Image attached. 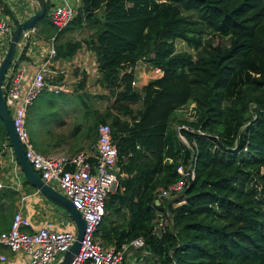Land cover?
Returning <instances> with one entry per match:
<instances>
[{
  "label": "trees",
  "instance_id": "16d2710c",
  "mask_svg": "<svg viewBox=\"0 0 264 264\" xmlns=\"http://www.w3.org/2000/svg\"><path fill=\"white\" fill-rule=\"evenodd\" d=\"M44 2L34 27L49 38L56 29L48 18L52 3ZM0 7L13 16L5 0ZM86 28L92 30L81 39L61 38ZM177 39L189 49L178 50ZM54 45L60 59L90 50L97 82L115 95L87 93L88 75L77 68L76 91L56 93L80 110L71 148L95 142L102 123L117 148L118 187L108 193L95 236L116 247L142 237L152 264H264V0H80ZM141 60L162 74L135 90L133 67ZM41 93L26 125L33 147L48 154L66 140L48 125L37 135ZM100 99L103 111L94 105ZM190 103L193 118L172 129V114ZM5 142L0 118V154ZM192 159L194 178L161 200L178 165ZM24 185L35 188L27 179ZM18 197L0 189V233L10 227ZM163 218L169 226L158 237L152 229Z\"/></svg>",
  "mask_w": 264,
  "mask_h": 264
},
{
  "label": "built area",
  "instance_id": "2783aa9c",
  "mask_svg": "<svg viewBox=\"0 0 264 264\" xmlns=\"http://www.w3.org/2000/svg\"><path fill=\"white\" fill-rule=\"evenodd\" d=\"M2 13L0 7V37L4 36L10 27L8 17H2ZM75 14V7L67 0H62L50 8L48 18L56 32H59L68 27ZM30 30L33 28L24 33ZM54 46L51 45L46 62L35 71L26 84L22 69L17 66L16 60H13L8 68L9 72L7 70L6 73L7 80L4 78L3 81V97L26 159L45 183L72 201L85 221L81 246L71 264H122L130 250L145 246V240L138 237L120 247L115 245L105 247L95 236L105 213L108 193L118 187L117 148L112 141L109 125L102 123L98 126L97 138L90 149L73 153L45 154L36 150L30 139L26 117L34 99L43 90L56 94L64 91L67 86L64 81H57L56 77L50 80L52 82L46 79L48 62L56 54ZM183 126L180 125L178 128ZM4 154H7L18 167L8 137L0 155ZM193 162L192 159L187 164L178 165V177L174 183L161 190L159 194L161 200L177 195L190 183L194 178ZM3 186L0 182V188ZM30 226V219L21 211H16L9 229L0 233V249L6 248L11 252L25 251L29 256L26 264H55L58 261L57 256L67 251L75 241V225L73 231L56 230L50 224L31 232L26 231L25 229ZM168 226V218H163L153 227L152 232L159 237ZM6 259V255L0 250V262ZM54 261L56 262L53 263Z\"/></svg>",
  "mask_w": 264,
  "mask_h": 264
},
{
  "label": "crops",
  "instance_id": "0c3cea01",
  "mask_svg": "<svg viewBox=\"0 0 264 264\" xmlns=\"http://www.w3.org/2000/svg\"><path fill=\"white\" fill-rule=\"evenodd\" d=\"M49 1L52 3L53 6L56 3L61 2L62 0H49ZM67 1L71 3L75 7V9L80 4V0H67ZM32 13H30L27 17L32 15ZM27 17H25L24 19H26ZM66 31L67 30H65V32L61 35V38H66L68 36L71 37V35L69 34L70 31L69 32ZM56 33L57 32L55 30L53 35L47 38L40 31H38V28L34 27L33 30H30L28 33H24V35L21 37L19 43L17 44L16 47L17 53L15 52V56L13 60H16L17 66L22 69L25 79L24 81L25 84L27 83L28 79L34 75L35 71L40 66H42L43 63L46 62L51 45L52 44L54 45L55 43ZM21 54H24L23 57H21ZM87 54L90 55L89 59L92 58V65L90 67L88 66V62L86 60V58L88 57ZM1 57H2V53L0 50V58ZM139 62L136 64V66L139 65ZM145 64L149 65L146 62ZM72 67L73 68L75 67L74 69L80 68L79 70L85 71L88 75H93L94 73H96L98 79L100 78V74L96 70L94 54L91 53V51L88 50L85 46H82L76 52V54L69 59H60L57 58L56 56L51 58L47 65L48 72L46 73V75L49 76L48 78L50 80H52L53 77H56L57 79L59 75H63V80L67 84L69 83V81L76 80L73 74L74 69H72L73 71L71 70ZM156 70L158 72L157 77H159L162 73L159 69ZM69 73L72 74L71 77H74V79L71 78L72 80H69L70 77ZM64 91L71 92L68 84ZM45 102L46 101H43V103ZM174 113L172 114L171 117L174 116ZM53 130H55V128ZM40 135L41 134H39V136ZM81 144L82 143H79L78 148H74V149H79ZM58 147H62V146L59 145ZM63 150H68V152L71 151L69 149H63ZM73 151L75 152V150ZM50 153H56V152L50 151ZM25 179H26L25 175H22L19 165L17 167L9 159L7 154H4V156L0 155V182L4 185L3 186L4 188H11L19 192V197L15 202L16 211H21L22 214L27 216L31 221V226L25 230L31 232L37 230L40 227L50 224L52 228L56 230L68 229L73 231L74 225L72 226V222L70 223V221L68 222L66 220V218L69 217L58 211L56 205L49 202L45 197H43V195L37 190V188L33 187L34 190H28L29 185H24ZM168 199H172V198L169 197ZM0 250L7 257V259L3 262H0V264H26L29 259V256L25 251L11 252L6 248H1ZM148 258L152 259V257L145 250H143V248L130 250L126 254L125 260L123 261L122 264H138V263L146 264L145 261H147Z\"/></svg>",
  "mask_w": 264,
  "mask_h": 264
},
{
  "label": "rangeland",
  "instance_id": "374dc122",
  "mask_svg": "<svg viewBox=\"0 0 264 264\" xmlns=\"http://www.w3.org/2000/svg\"><path fill=\"white\" fill-rule=\"evenodd\" d=\"M5 1L7 2V5L9 7L12 15L19 22L23 21V19L25 17H27L30 13L34 12L37 9V6L33 2V0H5ZM32 6H33V8H32ZM5 16L8 17L10 27H9V30L7 31V33L4 36L0 37V50L2 53V57L4 56V54L6 52L9 39L12 35L14 28L16 27L14 25V17L11 15H6L5 13H2V17H5ZM90 30H92V28H90ZM90 30H89V28H86L82 32H71L69 34L71 35L72 38L74 37V38L81 39L82 37H85L87 33H90ZM228 39H229V35L225 36V41H228ZM175 45H176V48L178 50L189 49L183 41L178 40V39L175 40ZM87 55H88V57L86 58V60L88 62V66L90 67L92 65V58L89 59L90 55L89 54H87ZM135 66L133 67L134 80L132 82V87L135 90L140 89L144 85V83L151 81L152 79H155L158 76V72H157L156 68H154L151 65L149 66V65L145 64V62L142 60L139 62L138 66H136V67ZM74 68L72 67L71 70ZM8 72H9V69H8ZM69 75H70L69 80L74 79V77L76 78L75 75H74V77H71L72 76L71 73H69ZM79 76H77L76 80H74V81L67 80V81H69V83H67V84L69 85V89L71 90V92H68V94H73L76 91L75 86H76V83L79 81ZM48 77L49 76L47 75L46 76L47 81L52 82V81H50V79ZM5 79L7 80V75L5 76ZM97 79H98V76L96 75V73H94L93 75H88L87 81H86L87 83H86V87H85V91L87 93H88V91L92 92V93H97V94L108 92L107 89H104L102 86L99 85V83L97 82ZM61 81H64V80L62 79ZM110 95H112L111 99H113V97L115 96V95L108 92V97H110ZM66 97H68V95H64V96L61 95L60 96V95H56V94H53L51 92H48L46 90L42 91V93L39 97V102L37 103V109H36V113H35L36 116L34 115V117H33L35 125H36L37 135H39V134L42 135L44 127L46 125H48L53 129L55 128V130H53V131H55V133L58 136H61L63 139L66 140V142H63L62 144H60L62 147L52 148L50 150L52 152L65 153L66 154V153L74 152L73 150L79 151V150H83V149H90L92 147V145L94 144V142L90 143V142L86 141V142H83L81 144L79 149L71 148V144L73 143V139L70 136V131L72 128V123L74 122L75 117L80 113V110H79V108H77L75 106L74 102L68 101V100H63ZM46 99H50L53 102H51L50 104L47 102L43 103V101ZM104 103L105 102H103V100L100 99V100L94 102V105L100 111H103L104 105H105ZM134 107L137 108L138 105H134ZM52 113H57L54 116L55 119L51 118ZM193 115H194V107H193L192 103L182 107L181 109H179L178 111H176L174 113V116H173L172 122H171V128L172 129L174 128L177 131L179 129L178 127L180 125L187 126L185 123V120L192 119ZM42 118H44L45 120H42ZM180 139H182L184 141V143H186L184 138L180 137ZM63 149H69L71 151L68 152V150H63ZM21 173H22V175H24V173L22 171H21ZM2 188H4V187H2ZM2 188H0V189H2ZM56 207H57V210L60 211L61 213H63L64 215L67 214L66 211H64L62 208H60L58 206H56ZM66 220L68 222L70 221V223L72 222L70 218H66ZM73 225H74V223L72 222V226ZM96 238H97V240L100 241V243L103 246H105V247L109 246V245H106L104 243V241L98 235L96 236ZM61 256L62 255L59 254L57 256L56 261L59 260ZM56 261H54L53 263H55ZM145 262H146V264H152L153 260L151 258H148V260Z\"/></svg>",
  "mask_w": 264,
  "mask_h": 264
},
{
  "label": "water",
  "instance_id": "95a60500",
  "mask_svg": "<svg viewBox=\"0 0 264 264\" xmlns=\"http://www.w3.org/2000/svg\"><path fill=\"white\" fill-rule=\"evenodd\" d=\"M36 4L37 9L32 15L19 22L14 28L12 35L9 39L6 52L0 61V118L4 124L7 137L9 139L10 145L13 148L15 158L19 165L20 170L24 173L25 178L30 182L32 186L37 188V190L45 197L49 202L62 208L66 211V215L73 221L76 228V237L70 248L65 251L60 259L55 264H71L75 256L78 254L81 240L85 231V221L82 218L80 212L76 209L72 201L63 195L59 190L55 189L51 185L45 183L37 172L32 168L30 163L25 157L24 149L17 137L14 130L12 117L9 109L6 105L5 99L3 97V81L7 73L8 68L13 62L16 47L19 43L22 34L34 28L35 23L44 17L46 13V5L44 0H33ZM156 203H159L156 200Z\"/></svg>",
  "mask_w": 264,
  "mask_h": 264
}]
</instances>
